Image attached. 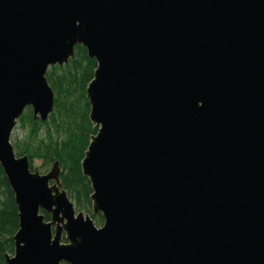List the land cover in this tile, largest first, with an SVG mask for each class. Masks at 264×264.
Returning a JSON list of instances; mask_svg holds the SVG:
<instances>
[{
	"label": "water",
	"instance_id": "95a60500",
	"mask_svg": "<svg viewBox=\"0 0 264 264\" xmlns=\"http://www.w3.org/2000/svg\"><path fill=\"white\" fill-rule=\"evenodd\" d=\"M75 44L100 225L9 140L53 110L45 73ZM0 168L5 264H264V0H0Z\"/></svg>",
	"mask_w": 264,
	"mask_h": 264
},
{
	"label": "trees",
	"instance_id": "16d2710c",
	"mask_svg": "<svg viewBox=\"0 0 264 264\" xmlns=\"http://www.w3.org/2000/svg\"><path fill=\"white\" fill-rule=\"evenodd\" d=\"M94 67L95 60L87 57L81 44L74 45L73 56L67 63L49 65L45 76L53 91V110L46 119L39 120L32 118L27 106L17 118L25 132L22 138L13 142L12 147L16 154L27 155L30 168H33V158H40L43 163L57 160L60 186L76 210L83 209L92 219L101 221L99 213H91V189L80 169L89 136L95 132L88 118L89 104L84 92ZM43 213L44 218L48 219V213ZM16 227L13 195L0 168V264H5L4 253L12 252L11 235Z\"/></svg>",
	"mask_w": 264,
	"mask_h": 264
},
{
	"label": "rangeland",
	"instance_id": "374dc122",
	"mask_svg": "<svg viewBox=\"0 0 264 264\" xmlns=\"http://www.w3.org/2000/svg\"><path fill=\"white\" fill-rule=\"evenodd\" d=\"M24 132H25V129H24L23 127H21V126L19 125V122L16 120V123H15V125L13 126V128L11 129L10 136H9V140H10L11 144H13V142H14L17 138H18V139L22 138ZM50 164H51V163H43L42 160H41L40 158H33V159H32V162H31V165H32L33 167H36L37 170H38L39 172H45V171H47V170L49 169V167H50ZM75 209H76V208H75ZM80 210L85 211V210H83V209H80ZM93 221H94V223H95L96 225H100V224H101V221H95L94 219H93ZM61 239L63 240L62 237H61ZM10 253H11V252H10Z\"/></svg>",
	"mask_w": 264,
	"mask_h": 264
}]
</instances>
